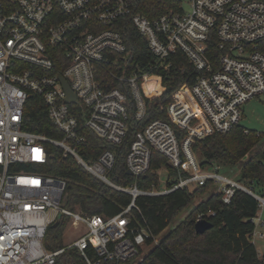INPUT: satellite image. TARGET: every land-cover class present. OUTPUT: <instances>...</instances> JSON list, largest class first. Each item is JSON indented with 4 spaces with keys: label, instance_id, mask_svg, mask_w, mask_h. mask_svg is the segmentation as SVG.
I'll return each instance as SVG.
<instances>
[{
    "label": "built area",
    "instance_id": "obj_1",
    "mask_svg": "<svg viewBox=\"0 0 264 264\" xmlns=\"http://www.w3.org/2000/svg\"><path fill=\"white\" fill-rule=\"evenodd\" d=\"M176 2L170 11L149 18L135 10L133 0H0V264H54L61 253L75 248L85 264H129L128 260L143 255L145 246L159 242V235L147 226L132 224L136 198L193 190L209 180L210 189L215 188L213 192L221 194L225 204L236 190L257 201L250 241L264 237V231H259L264 226V192L221 175L218 165L203 168L192 149L195 137L236 127L243 105L264 94V0H189L187 10ZM119 20L130 21L145 38L156 59L151 70H167L172 56L180 52L201 72L192 85L176 88L165 107L170 121L188 135L181 142L168 121L156 118L148 123L125 156L127 171L135 179L129 187L110 177L113 151L86 160L78 148L84 140L83 127L115 145L127 133V95L119 88L102 86L103 69L127 84L138 119L146 112L145 99L165 89L161 74L137 68L126 75L118 60L127 55ZM211 32L224 49L216 69L208 57ZM56 62L63 66L61 70ZM155 76L161 90L150 97L143 83ZM60 77L73 100L67 99ZM31 95L42 97L61 138L22 128L24 106ZM45 143L61 147L64 155L106 185L129 193L131 202L108 217L69 209L68 181L24 166L46 161ZM152 149L176 168L177 181L161 190H139L137 178L149 169ZM62 217H68L76 230L83 229V234L69 245L47 250V228ZM201 219L205 214L197 215L196 221Z\"/></svg>",
    "mask_w": 264,
    "mask_h": 264
},
{
    "label": "trees",
    "instance_id": "obj_2",
    "mask_svg": "<svg viewBox=\"0 0 264 264\" xmlns=\"http://www.w3.org/2000/svg\"><path fill=\"white\" fill-rule=\"evenodd\" d=\"M134 8L141 14L153 18L170 11L177 5L176 0H133ZM118 29L126 43L127 55L118 56L120 65L125 68L126 75L137 68L144 73H157L163 76L165 89L160 95L145 99V114L142 118L136 117L135 102L123 81L108 75L102 70L100 82L105 88H119L127 95V133L120 144H111L104 141L91 129L83 127L84 140L78 145L81 155L86 159H95L106 150L115 154V166L110 174L111 179L124 186H131L135 179L127 172L125 156L136 138L137 133L144 130L146 125L156 118L170 123L179 141H182L188 132L173 124L165 110L172 100L173 91L181 84L192 85L200 76L194 65L176 52L172 56V64L167 70H151L150 65L156 63L145 38L128 20H119ZM263 49V47H260ZM224 49H220L214 32L208 39V57L214 65L219 67V59ZM56 69L63 66L56 62ZM60 66V67H58ZM144 93L155 96L161 90L159 84L149 87L146 79L143 83ZM22 128L34 133H43L50 138H61L62 132L53 126L50 121L42 97L31 95L23 110ZM80 124L84 122L79 115ZM247 130V131H245ZM262 134L237 125L225 133H211L204 138H194L192 149L203 168L213 165L239 164L243 157L260 144ZM47 159L44 163L24 165L26 170L42 172L47 175L58 176L68 181L66 206L72 211H79L83 215L99 214L105 217L118 213L131 200L129 193H123L106 185L103 181L86 172L75 159L64 155L63 149L57 145L45 143ZM149 169L137 179L139 190H152L158 186V170L167 168V187L177 181V170L173 168L164 155L152 149ZM23 166V165H22ZM186 176L185 173H182ZM238 181L246 183L254 191L264 192V148L248 157L243 164ZM211 181L204 186L176 189L159 196L142 195L135 200L136 208L131 212L133 225H145L155 236L160 235L180 213L181 210L192 204L197 193L209 191ZM231 201L225 204L221 194L211 192L210 195L193 206L190 214L179 221L175 226L164 233L156 245L136 264H264V252L259 256L255 244L250 241V234L254 229L251 219L257 212V201L248 193L236 190ZM211 212L209 216H206ZM199 213L205 214V219L212 226L203 234L197 233L194 224ZM70 221L62 217L56 225H49L44 239L47 250L55 251L64 247L63 229ZM151 239H148V243ZM134 258L128 260L132 263ZM54 264H85L78 249H68L61 253Z\"/></svg>",
    "mask_w": 264,
    "mask_h": 264
},
{
    "label": "rangeland",
    "instance_id": "obj_3",
    "mask_svg": "<svg viewBox=\"0 0 264 264\" xmlns=\"http://www.w3.org/2000/svg\"><path fill=\"white\" fill-rule=\"evenodd\" d=\"M181 2L185 10H187L189 7V0H176ZM244 112L242 114V119L239 122V125H243L247 129L254 130L258 134H262V139L260 140V144L257 145L250 153H248L245 157H243V160L239 164H226V165H219L218 172L223 176H229L232 178H235L238 180L240 170L245 163V161L248 160V157L254 155L260 149L264 148V94L259 95L258 97L248 101L246 104L243 105ZM183 142V140L181 141ZM196 155V154H195ZM166 176H167V168L165 166L161 167L160 170H158V186L154 187L156 190H161L165 188V182H166ZM193 188V186H191ZM215 188L212 190L209 189V191L205 193H197L195 195V198L187 208L180 211V213L176 216V219L167 227L165 230L160 233L158 236V240L160 237L166 233L168 230H171L173 226H175L179 221L186 218L189 214L191 209L195 204H197L199 201L206 199L211 192H213ZM77 211V210H76ZM79 212V211H78ZM262 219H264V213L262 215ZM259 231H264V226H262ZM63 243L64 245H69L75 238L81 234H83V229L76 230L72 224L71 221H68L63 229ZM253 244H255L256 249L258 251L259 256L263 254L264 252V237H254ZM152 247L145 246L143 248V255L139 258H136L133 264H136L144 255L151 249Z\"/></svg>",
    "mask_w": 264,
    "mask_h": 264
},
{
    "label": "water",
    "instance_id": "obj_4",
    "mask_svg": "<svg viewBox=\"0 0 264 264\" xmlns=\"http://www.w3.org/2000/svg\"><path fill=\"white\" fill-rule=\"evenodd\" d=\"M60 79H61V82L63 84L64 89L67 92V96H68L67 99L70 101L73 100L75 98V96L73 95V93H71L66 80L63 79L62 77H60ZM127 172L130 173L129 171H127ZM56 224H57V222H55L53 225H56ZM211 226H212V224L206 219L197 220V221H195V224H194V228H195L196 232L200 233V234H203L206 231L210 230Z\"/></svg>",
    "mask_w": 264,
    "mask_h": 264
},
{
    "label": "bare ground",
    "instance_id": "obj_5",
    "mask_svg": "<svg viewBox=\"0 0 264 264\" xmlns=\"http://www.w3.org/2000/svg\"><path fill=\"white\" fill-rule=\"evenodd\" d=\"M158 83H159V77H157V76L146 78V84H147L149 87H154V86H156V84H158Z\"/></svg>",
    "mask_w": 264,
    "mask_h": 264
},
{
    "label": "crops",
    "instance_id": "obj_6",
    "mask_svg": "<svg viewBox=\"0 0 264 264\" xmlns=\"http://www.w3.org/2000/svg\"><path fill=\"white\" fill-rule=\"evenodd\" d=\"M246 104V103H245ZM243 112H244V108H243ZM160 170V169H159ZM166 178H167V176H166ZM167 180H168V178L166 179V182H165V188H167ZM164 188V189H165ZM192 190V189H191Z\"/></svg>",
    "mask_w": 264,
    "mask_h": 264
}]
</instances>
